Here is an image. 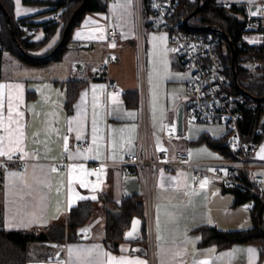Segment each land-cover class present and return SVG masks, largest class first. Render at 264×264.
I'll return each mask as SVG.
<instances>
[{
    "label": "crops",
    "instance_id": "0c3cea01",
    "mask_svg": "<svg viewBox=\"0 0 264 264\" xmlns=\"http://www.w3.org/2000/svg\"><path fill=\"white\" fill-rule=\"evenodd\" d=\"M12 1L16 18L41 13L36 19L45 20L50 15L44 11L53 8L49 0ZM109 28L122 34L109 37ZM42 35L40 28L36 37ZM58 36L59 32L42 49L54 45ZM145 39L152 134L157 148L171 149L173 144L164 138V131L167 126L177 130L176 110L186 102L182 97L188 98L190 71L174 66L176 54L165 30L149 28ZM108 54L113 60H107ZM1 62L0 152L4 154L0 156L19 154L29 160L23 166L13 163L0 169V226L43 232L51 239V244L31 245L27 264H149L147 254L137 248L146 245L138 239L124 238L117 249L105 240L108 217L121 213L120 201L133 194L124 190L126 174L103 165L93 178L89 176L97 161L121 160L137 149L140 82L134 0H109L106 10L86 12L58 61L28 65L5 51ZM103 64L106 72L100 75L97 69ZM71 79L84 84L69 107ZM109 79L118 82L121 93L109 91ZM202 133L219 137L226 127L186 121L183 133L177 131L172 142L188 147L192 160H222L216 149L195 141ZM80 142L88 144L76 147ZM64 151L71 162L68 170H59L56 162ZM254 161L250 173L260 176L264 186L260 173H264V136L255 148ZM234 199V193L211 176H204L195 187L190 171L160 169L154 192L156 264H259L264 243H235L227 248L201 243V225L222 230L252 226L250 205H234ZM82 202L87 220L72 238L70 209ZM59 243H66V249H59ZM59 250L61 257L55 258Z\"/></svg>",
    "mask_w": 264,
    "mask_h": 264
},
{
    "label": "built area",
    "instance_id": "2783aa9c",
    "mask_svg": "<svg viewBox=\"0 0 264 264\" xmlns=\"http://www.w3.org/2000/svg\"><path fill=\"white\" fill-rule=\"evenodd\" d=\"M109 1V0H108ZM179 0H149L150 10L148 21L155 29L165 30L169 35L170 45L179 57L182 69L190 71L188 79V98L184 104V121L186 122H217L226 127L228 141L234 147H243L240 159L223 158L220 161L192 160L188 147L176 146L172 141L177 136L174 127L167 126L164 138L171 142V149L157 148L150 123V107L147 88V68L145 61L146 49V17L144 14V0H134L136 15V46L138 49L139 75V136L137 149L128 153L124 159L113 161L104 159L97 161L89 176L103 165L117 167L126 175H138L145 207V225L147 232V257L149 264H156L154 192L157 173L160 169L188 170L191 172V182L198 187L204 176H211L227 187H236L264 203V186L260 176L251 175L250 168L256 163L254 151L256 145L243 141L244 131L241 121L246 111L260 112L264 117V96H255L246 89L237 88L233 74L230 75L228 65L224 60L226 49L220 50V33L194 31L193 26L186 27L183 23L172 19ZM225 7L234 5L245 6V21L241 36L234 43L239 50L236 66L239 65L249 73H258L264 67V2L258 4H244L226 2ZM109 37L120 36L122 33L114 28L107 31ZM0 48L3 45L0 43ZM114 56L108 54L107 60ZM98 74L106 72V65H100ZM110 92L119 94L121 87L115 79L107 80ZM261 133V130H258ZM87 142H80L76 147L87 146ZM38 152L35 151L34 155ZM28 158L13 154L0 156V169L5 165L19 164L23 166ZM70 159L67 152H63L61 159L56 162L57 169L68 170ZM133 166L134 170L130 168ZM240 170L249 172L248 179L238 177ZM254 198L244 203L252 205ZM57 247L62 251L66 243H59ZM259 264H264V257Z\"/></svg>",
    "mask_w": 264,
    "mask_h": 264
},
{
    "label": "trees",
    "instance_id": "16d2710c",
    "mask_svg": "<svg viewBox=\"0 0 264 264\" xmlns=\"http://www.w3.org/2000/svg\"><path fill=\"white\" fill-rule=\"evenodd\" d=\"M13 21L14 31L21 46L28 52L29 57L25 56L20 48L15 44L6 19L0 10V69L2 66V56L5 51L12 53L20 61L28 64L41 66L60 60L69 48L71 34L76 25L80 23L84 14L88 11H103L108 7V0H88L85 8L76 16L63 45L47 56L58 44L62 32L72 15L73 11L82 3L83 0H24L25 2L48 1L53 4V8L44 11L50 15L45 20L38 21L39 14L16 18L14 14V3L12 0H1ZM203 7L193 14L189 20L194 31L199 33L209 32L202 27L216 26L226 32L236 43L241 36L245 21V6L225 7L224 2L217 0H204ZM199 6L198 0H179L178 6L172 16V19L180 22L183 26V20ZM149 0H144V14L146 17V30L154 28L148 21ZM43 12V13H44ZM42 13V14H43ZM43 30L41 37H36L38 29ZM59 32V38L54 45L42 49ZM220 50L224 47L226 54L223 56L228 65L230 75L232 70V50L228 41L223 35H220ZM239 57V50H236V58ZM174 66L182 68L179 57L174 58ZM239 84L255 96H264V67L258 73H249L239 65L236 66ZM84 84L83 80L71 79L67 87V104L71 107L79 88ZM241 128L244 131L243 141L246 144L258 145L264 136V117L261 119L260 112L246 111L241 121ZM261 130V133H258ZM196 142H206L209 146L216 149L223 157L227 159H240L243 154V147H234L228 141V134L225 133L219 137H212L207 133H202L195 140ZM249 172L240 170L238 177L247 180ZM234 193V205L244 203L250 198H254L250 206L252 216V226L248 228L222 230L215 225H201L198 230L202 232V244H215L219 248H227L235 243L256 242L264 243V210H263V229L259 228V210L262 202L253 197L250 193L244 192L236 187H228ZM122 211L118 215L112 214L106 221L105 240L112 249H117L118 244L124 239V232L129 227L133 216L142 218L141 233L139 241L146 245L147 232L145 225V207L141 193L127 195L119 203ZM87 210L82 203L72 207L69 214V226L74 232L72 238L77 237V231L87 220ZM36 242L51 244V239L43 232L25 229H6L0 226V264H27L31 259V245Z\"/></svg>",
    "mask_w": 264,
    "mask_h": 264
},
{
    "label": "water",
    "instance_id": "95a60500",
    "mask_svg": "<svg viewBox=\"0 0 264 264\" xmlns=\"http://www.w3.org/2000/svg\"><path fill=\"white\" fill-rule=\"evenodd\" d=\"M88 0H83L82 3L73 11L72 15L70 16L63 32H62V36L60 41L58 42L57 46L47 55V56H51L54 54V52H56L64 43L67 34L76 18V16L85 8L86 4H87ZM199 6L196 7L194 9V11L192 13H190L186 18H184L183 23L186 27L190 26L189 20L191 18V16L193 14H195L196 12H198L204 5V0H198ZM0 10L3 14V16L6 19L7 25L9 27V30L11 32L12 38L15 42V44L20 48V50L22 51V53L29 57L30 55L28 54V52L21 46V44L19 43L17 36L15 34L14 31V26H13V21L12 18L10 16V13L8 12L7 8L5 7V5L3 4V2L0 0ZM203 29L207 30V31H211V32H218L221 35L224 36V38L228 41L231 50H232V70H233V76H234V82L235 85L237 86V88L242 89V86L239 84L238 82V75H237V71H236V48L234 45L233 40L230 38V36L224 32L222 29H220L219 27L216 26H205L202 27ZM184 103H181L177 110H176V126H177V131L179 133H183L184 131ZM123 183H124V190L126 192L129 193H140L141 191V183H140V178L138 175H126L123 179ZM263 210H264V203H262L260 210H259V228L263 229ZM141 226H142V218L139 216H133L130 222V226L129 228L124 232V238L130 241H134L139 239L140 237V233H141ZM138 249H140L143 253H147V248L146 247H137ZM62 254V251L59 250L58 252H56L55 254V258H60Z\"/></svg>",
    "mask_w": 264,
    "mask_h": 264
},
{
    "label": "rangeland",
    "instance_id": "374dc122",
    "mask_svg": "<svg viewBox=\"0 0 264 264\" xmlns=\"http://www.w3.org/2000/svg\"><path fill=\"white\" fill-rule=\"evenodd\" d=\"M173 48V47H172ZM173 50H174V52H175V54H176V51H175V49L173 48ZM176 56V55H175ZM189 71V70H188ZM182 100L184 101V100H187V95L185 96V97H182ZM210 123H216V122H210ZM220 124V123H219ZM258 172V171H257ZM262 175H263V177H264V173L263 172H260ZM244 207V209L246 210V211H248V213H249V208L247 207V206H243ZM251 225V221H249V223H248V226H250Z\"/></svg>",
    "mask_w": 264,
    "mask_h": 264
},
{
    "label": "snow or ice",
    "instance_id": "6c2138e0",
    "mask_svg": "<svg viewBox=\"0 0 264 264\" xmlns=\"http://www.w3.org/2000/svg\"><path fill=\"white\" fill-rule=\"evenodd\" d=\"M17 3H19V0H17ZM19 14V13H18ZM79 35V34H78ZM4 153L3 152H0V155H3ZM249 251H253L251 249H249Z\"/></svg>",
    "mask_w": 264,
    "mask_h": 264
}]
</instances>
